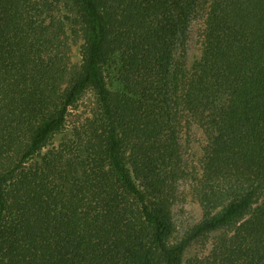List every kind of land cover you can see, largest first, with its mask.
<instances>
[{
  "label": "trees",
  "instance_id": "obj_1",
  "mask_svg": "<svg viewBox=\"0 0 264 264\" xmlns=\"http://www.w3.org/2000/svg\"><path fill=\"white\" fill-rule=\"evenodd\" d=\"M90 88L96 112L56 145ZM185 113L208 139L204 217L168 245ZM225 227L189 264H264V0H0V264H183Z\"/></svg>",
  "mask_w": 264,
  "mask_h": 264
},
{
  "label": "rangeland",
  "instance_id": "obj_2",
  "mask_svg": "<svg viewBox=\"0 0 264 264\" xmlns=\"http://www.w3.org/2000/svg\"><path fill=\"white\" fill-rule=\"evenodd\" d=\"M207 13L200 10L191 20L187 44L183 55L185 72L191 73L202 58L204 48V33ZM81 42L67 38L65 52L74 63H80ZM98 108L95 92L90 88L84 91L74 106L68 110L63 130L53 137V142L58 144L71 134L73 127L83 126ZM178 142L182 154V177L174 186V200L171 211V232L166 242L168 245L179 242L189 231L197 226L204 217L202 207L196 199L194 190L202 176L205 160V150L208 144L206 133L198 122L188 114H184L178 131ZM231 228H223L204 234L193 241L185 250L183 264L195 257L205 256L222 236L231 234Z\"/></svg>",
  "mask_w": 264,
  "mask_h": 264
}]
</instances>
